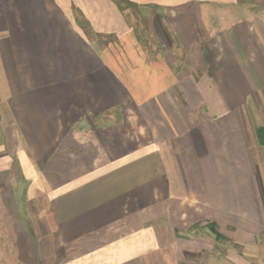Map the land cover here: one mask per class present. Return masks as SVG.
<instances>
[{
	"label": "crops",
	"instance_id": "0c3cea01",
	"mask_svg": "<svg viewBox=\"0 0 264 264\" xmlns=\"http://www.w3.org/2000/svg\"><path fill=\"white\" fill-rule=\"evenodd\" d=\"M219 255L264 264V0H0V264Z\"/></svg>",
	"mask_w": 264,
	"mask_h": 264
},
{
	"label": "rangeland",
	"instance_id": "374dc122",
	"mask_svg": "<svg viewBox=\"0 0 264 264\" xmlns=\"http://www.w3.org/2000/svg\"><path fill=\"white\" fill-rule=\"evenodd\" d=\"M217 240V239H216ZM221 249V247L220 246H217V244H216V247H215V249L214 250H212L214 253H215V255L218 253L217 251H219ZM216 251V252H215ZM7 254L9 255V256H11L12 255V253H10L9 251H7ZM220 256L221 255H219V258L218 257H209V260H210V258H212V260H213V262H215V264H222L221 262H220ZM202 258H203V256L201 255L200 256V258H199V261L201 262V260H202ZM184 264H193V263H189L188 261H185L184 262ZM197 264V263H196ZM198 264H201V263H198ZM206 264V263H205ZM208 264V263H207ZM210 264V263H209Z\"/></svg>",
	"mask_w": 264,
	"mask_h": 264
}]
</instances>
